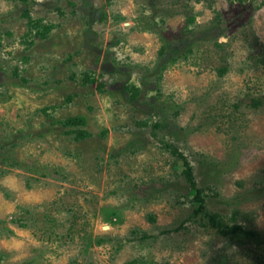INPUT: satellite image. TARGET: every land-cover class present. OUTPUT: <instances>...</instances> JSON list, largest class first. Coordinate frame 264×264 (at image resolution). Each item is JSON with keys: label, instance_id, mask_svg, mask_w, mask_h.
I'll return each instance as SVG.
<instances>
[{"label": "rangeland", "instance_id": "rangeland-1", "mask_svg": "<svg viewBox=\"0 0 264 264\" xmlns=\"http://www.w3.org/2000/svg\"><path fill=\"white\" fill-rule=\"evenodd\" d=\"M0 264H264V0H0Z\"/></svg>", "mask_w": 264, "mask_h": 264}, {"label": "trees", "instance_id": "trees-1", "mask_svg": "<svg viewBox=\"0 0 264 264\" xmlns=\"http://www.w3.org/2000/svg\"><path fill=\"white\" fill-rule=\"evenodd\" d=\"M82 120H84L83 117L79 118L77 120V123H80ZM71 122H72V120H71ZM77 129H75V130H77ZM77 131H78V133L80 135L83 133L82 130H79L78 129ZM179 155L183 159L184 164L186 166L184 172H185V175H186L187 179H189L190 182H192L195 185L196 182H195V177H194V174H193V167L190 165V163L187 161V158L182 153H179ZM196 198L199 201V208L200 209H204L205 208V198L202 196V193H201V189L200 188H197ZM231 231L233 233L238 232V231H244V232L249 233L251 235H256V232L250 231V230H245L241 225H234V226H232Z\"/></svg>", "mask_w": 264, "mask_h": 264}]
</instances>
